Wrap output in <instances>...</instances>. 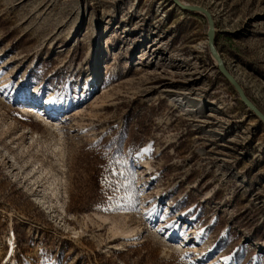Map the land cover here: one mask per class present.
<instances>
[{"label": "rangeland", "instance_id": "rangeland-1", "mask_svg": "<svg viewBox=\"0 0 264 264\" xmlns=\"http://www.w3.org/2000/svg\"><path fill=\"white\" fill-rule=\"evenodd\" d=\"M183 1L264 112V0ZM208 29L172 0H0V264H264V122Z\"/></svg>", "mask_w": 264, "mask_h": 264}, {"label": "water", "instance_id": "water-1", "mask_svg": "<svg viewBox=\"0 0 264 264\" xmlns=\"http://www.w3.org/2000/svg\"><path fill=\"white\" fill-rule=\"evenodd\" d=\"M177 6L183 10L198 12L204 14L208 20L209 29L207 37V46L211 52L216 66L222 75L234 86L242 102L264 122V112L249 98L244 87L241 85L237 77L227 67L221 53L219 52L215 41V19L212 12L203 5L188 3L183 0H172Z\"/></svg>", "mask_w": 264, "mask_h": 264}, {"label": "trees", "instance_id": "trees-1", "mask_svg": "<svg viewBox=\"0 0 264 264\" xmlns=\"http://www.w3.org/2000/svg\"><path fill=\"white\" fill-rule=\"evenodd\" d=\"M188 11V10H186ZM130 115V114H129ZM128 133H130V130L128 129V125L127 123L124 124V126L122 127L121 130L116 131L113 133L112 137L109 138L108 140L115 143V147L116 150H118L119 145L124 142V140H128L129 144L132 148V153H135L136 151H138L142 146H143V142L144 141H139L137 140V137H132L131 139H129ZM130 135V134H129ZM106 138L101 136L100 138H98L97 142L92 146V148H94L95 152L92 153L93 157H95V163L97 164V169L95 174L91 177V183L94 182L96 184H100L101 181V177L103 176L102 173L104 171V164H103V158H101L102 156V147H101V143L105 140Z\"/></svg>", "mask_w": 264, "mask_h": 264}, {"label": "bare ground", "instance_id": "bare-ground-1", "mask_svg": "<svg viewBox=\"0 0 264 264\" xmlns=\"http://www.w3.org/2000/svg\"><path fill=\"white\" fill-rule=\"evenodd\" d=\"M50 107H51V106H50L49 104L46 105V108H47V109H50Z\"/></svg>", "mask_w": 264, "mask_h": 264}]
</instances>
